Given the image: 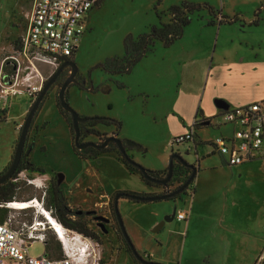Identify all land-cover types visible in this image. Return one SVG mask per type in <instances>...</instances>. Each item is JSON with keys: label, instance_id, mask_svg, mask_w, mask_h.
Returning a JSON list of instances; mask_svg holds the SVG:
<instances>
[{"label": "rangeland", "instance_id": "rangeland-1", "mask_svg": "<svg viewBox=\"0 0 264 264\" xmlns=\"http://www.w3.org/2000/svg\"><path fill=\"white\" fill-rule=\"evenodd\" d=\"M32 1L0 0V78L12 71L10 57L19 49ZM156 1L99 0L90 9L86 29L72 60L78 68L76 82L67 88L65 97L81 117L100 116L121 122L118 131L113 125L94 126L92 129L98 135L91 133V128L80 126V142L101 143L115 133L120 140L146 144L144 154L135 148L128 151L134 162L142 167V164L162 166L166 144L167 167L170 155L175 152L196 166L195 154L185 151L186 144L171 147L173 137L170 134L188 128L194 102L187 93L197 94L206 73L203 65L207 67L218 37L216 55L220 52L219 46L224 45L229 51H234L231 57L238 63L255 62L260 56L264 59V0H190L207 2L213 6V13L203 9L192 14L191 22L180 39L166 48L156 42L152 52L128 74L107 75L100 68H95L107 58L123 55L126 36L136 37L148 32L152 25L168 22L169 7L183 0H159V4H155ZM257 9L261 18L258 25L243 28V24L254 19ZM235 14L237 20L234 23L218 24L227 20L223 15L232 18ZM258 45H262V52L259 51L256 58L254 52L257 53ZM199 56L202 61L197 62ZM188 58L191 60L187 61ZM41 71L45 81L52 75L43 66ZM68 77L69 72H61L48 88L25 138L22 163L29 161L42 167L45 173L22 170L21 174L15 175V180L10 179L16 183L11 201H31L38 207H28L31 209L26 211L10 207L6 222L18 227L42 221L45 232L48 231L47 239L55 237L57 240L39 207L49 212L42 205L43 192L50 183L57 185L58 174L61 173L63 179L57 186L66 205L73 211L86 212L82 220L98 236V239H91L81 234V239L89 247L77 264H133L113 216L112 205L115 193L119 191L139 192L134 179L140 180V177L126 170L115 151L96 158L81 157L73 144L71 117L58 104L59 89ZM34 100L25 95L9 98L6 108L0 109V175L15 150L20 127ZM173 108L178 109L175 115L165 113ZM184 117L183 123L181 118ZM217 124H223L219 115L212 126L199 125L196 133L202 138L212 139ZM224 126L228 130L231 128L228 124ZM203 144L198 150L199 156L209 151V147ZM205 159L207 168H216L212 173L202 175L201 180L204 190L212 195L210 200L207 199L209 208L198 215L196 206H193L191 217L195 218L188 231L185 221L174 217L166 222V227L155 238L145 232L146 225L156 220L159 225L179 208L186 210L191 203L188 194L191 190L180 193L176 200L140 203H150L154 205L153 209L144 206L139 210L128 208L119 211V208L118 213L132 245L144 260L161 264H264V158L246 166L228 168L221 167L216 154L205 156ZM181 179L175 177L169 189L179 186ZM151 191L137 194L157 195L163 189L152 187ZM232 206L237 210L229 220L225 217L228 213L226 208ZM155 210L160 212L159 220ZM125 213L129 221L137 223V240L127 230ZM99 216L102 219H98ZM66 230L70 237H75L77 232ZM59 244L63 256L61 242ZM44 250V244L38 240L31 242L28 248L32 257L42 256ZM56 254L57 251L52 250L53 258Z\"/></svg>", "mask_w": 264, "mask_h": 264}, {"label": "built area", "instance_id": "built-area-1", "mask_svg": "<svg viewBox=\"0 0 264 264\" xmlns=\"http://www.w3.org/2000/svg\"><path fill=\"white\" fill-rule=\"evenodd\" d=\"M98 2L99 0L32 1L21 45L10 57L13 72L7 81L0 78L1 109L6 108L9 98L23 95L30 99L36 98L46 79L41 67L47 68L51 75L62 62L74 55L86 29L89 11ZM219 116L222 118V125L228 124L231 128L225 135L205 142L206 147H209L206 155L217 153L230 167L264 158V99L235 107ZM194 123L195 121L188 132L172 138V148L174 145L186 144V152H195L198 138ZM199 125L212 126L210 122ZM175 154L183 156L179 152ZM188 194L191 196V192ZM188 214L187 210H179L174 213V217L185 221ZM64 235L65 240L61 241V258H48L44 255L32 257L28 248L35 240L42 243L45 241V223L34 221L18 227H13L6 221L0 223V264H77L79 257L85 255L89 246L81 239V234L75 233V237H70L64 229Z\"/></svg>", "mask_w": 264, "mask_h": 264}, {"label": "trees", "instance_id": "trees-1", "mask_svg": "<svg viewBox=\"0 0 264 264\" xmlns=\"http://www.w3.org/2000/svg\"><path fill=\"white\" fill-rule=\"evenodd\" d=\"M159 0L156 1L155 4L158 3ZM203 9L208 10L211 14L213 13L214 9L213 6L208 4L207 2H193L190 0H183L179 4L171 5L168 9L170 14V19L166 23H160L159 25H152L150 30L148 32H144L139 34L136 37H132L131 35H128L123 40V48L124 53L122 56H114L111 58L105 59L102 63H99L95 66V68H100L104 73L107 75H122V74H128L130 73L133 68L139 63V61L145 57L148 53L152 52L153 47L156 42L160 43L163 47H169L171 46L176 40L180 39L183 36L184 29L187 25L191 22V16L195 12H200ZM264 9V5H263ZM259 9L256 10L254 14V19L251 20L248 25L249 26H257L261 18L259 17ZM223 18L227 19L225 22H219L218 24H232L237 20V15L235 14L232 18H228L227 16L223 15ZM212 25V24H209ZM21 45V42H20ZM19 45V47H20ZM73 56L69 58V61L73 60ZM11 73H6L2 76V81H7L9 78V75ZM122 84L120 83L119 86ZM59 104V102H58ZM201 116L200 112L197 111L196 116ZM85 120L83 122L79 123V131L80 126L91 128L90 132H95L96 135H98L92 129L96 125H104V126H111L113 125L116 128V131L121 127V122L115 119H110L106 117H100V116H92V117H84ZM210 122L209 119H203L201 117L200 121H195L194 128H198L199 124ZM198 124V125H196ZM73 130V129H72ZM74 134V133H73ZM117 134L114 133V137H116ZM81 136L79 137L80 140ZM126 141V140H122ZM100 144V143H97ZM135 148L136 150L142 152L143 154L146 153V148L142 145H138L136 143ZM198 144V143H197ZM200 144V143H199ZM75 147V146H74ZM76 148V147H75ZM77 151H79V154L82 158H95L101 154L104 153H110V152H116L119 160L122 161V163L125 165L126 170L130 174H137L140 179L148 186L150 187H156V188H162L163 192L161 194L157 195H165L172 193L176 189H178L182 184L187 182V185L184 187V189L181 191V194L191 190V192H194V180L196 177V173L198 171V168L194 166L193 164L186 165L184 164L180 158H173L172 163V176L170 180L165 184H159L150 181L145 177V174H147L149 177L153 179H163L164 176L167 175V169L164 170H150L142 167L140 164L134 162L132 156L128 154V151L132 148L127 147L125 149V153H122L117 149V146L115 143L111 142L105 147L100 146H93L88 145L85 148H76ZM174 153L170 155V157H173ZM197 161V158L195 160V163ZM22 170H28V171H36L40 173H45L43 171V168L37 165H33L29 162L20 163V165L17 167L15 173L10 178L11 180L15 179V175H18L19 172ZM195 170V175H192V171ZM180 177L181 183L179 186H177L175 189H169V186L171 185V182L176 177ZM7 180L6 182L0 184V223H3L6 221V216L8 212V206H6L7 203L11 202L13 191L16 188V183H14L11 180ZM42 197V205L49 210L52 217L65 229L72 230L74 232H77L79 234H82L85 237H89L91 239H98V236L96 233L92 230H90L86 223L82 220V217L86 215V212L82 213L79 211H73L65 203L64 197L62 195L61 190L57 185L49 184L44 192ZM180 194V193H179ZM173 195L169 199L176 200V197L179 195ZM116 195H119V199H125L130 202L135 203H142V202H148V201H138L132 198L133 195H139L133 191H119L115 193L114 199H113V205L112 210L113 214H115V197ZM143 196H155V194H147ZM166 199V200H169ZM156 202V201H154ZM31 208H21L18 211H26ZM116 216V214H115ZM116 223L118 225L117 217H116ZM119 226V225H118ZM119 231L123 237V234L119 228ZM53 232V231H51ZM47 233L45 232V241L44 244V256L48 258L52 257V250H56L57 254L53 255L54 259H59L62 257L61 250H60V241L58 242L55 237H50L47 239ZM53 234H55L53 232ZM56 236V235H55ZM57 238V237H56ZM124 239V237H123ZM125 245L127 252L131 255L134 263L141 264L137 258L134 255V251H136L135 248L132 247L130 243H128L125 239ZM136 253L140 256L138 251Z\"/></svg>", "mask_w": 264, "mask_h": 264}, {"label": "crops", "instance_id": "crops-1", "mask_svg": "<svg viewBox=\"0 0 264 264\" xmlns=\"http://www.w3.org/2000/svg\"><path fill=\"white\" fill-rule=\"evenodd\" d=\"M248 23L243 24L242 27L247 28V29H250L251 27L253 28V26L250 27ZM218 38L216 40L214 50L211 53L207 67L206 65L205 66L203 65V69H206V73L203 72V75L205 73V76L202 82L200 83V86H198L197 88V91H198L197 94L196 92L194 93L190 92V94H188L189 92L187 93V96L189 97V99L193 100L194 102L193 112L191 113L192 118H190V120L188 121L189 122L187 126L188 128L183 129V131H177L174 133L172 132L170 134L171 137L182 135L188 132V129L191 127L192 123L194 121H200L201 117L203 119H209L210 124L213 125V123H215V119L218 117L219 114L226 112L228 110H231L235 107L242 106V105H245L253 101L260 100V99H264V86H263L264 85V59H262V57L260 56V58L256 59L257 61L255 62L238 63L236 62V58L231 57L234 51H229V48H227L226 46L223 47L224 45L219 46L220 52H218L216 55L215 47L217 46ZM261 46L262 45H258L257 53L254 52L255 53L254 55L256 58L259 55V51L262 52ZM215 55L217 56L216 58H215ZM225 55L227 56V58ZM200 59H201V56L197 58V62L202 61ZM186 60L190 61L191 59L188 58ZM192 60L195 61V59H192ZM260 86H263V87H260ZM197 111L200 112L201 116H198V115L196 116ZM177 112H178V109L173 108L171 110H167L165 113L169 115H175V113ZM181 121L184 123L185 117L181 118ZM215 128H216L215 133H214L215 136L212 139H215L221 135H225L228 132V128L222 124L216 125ZM195 134L198 138L197 139L198 144L194 152L195 154L194 160H196L197 158L196 167L198 168V171L196 173V177L194 180L195 181L194 182V192H191V198H190L191 203L189 204V207L186 208V210L189 213L188 218L185 220V227L187 231L193 219L195 218V216L193 215L191 217V212H193L192 211L193 206H196L195 208L197 209L196 211L199 212L198 213L199 215L202 211L204 210L206 211L209 208V203L207 199L210 200L212 196L211 194L210 195L208 194V192L210 191L207 192L206 190H204V185L201 184L202 175L208 172L210 174L216 169L215 167L207 168V165L205 164V161L207 159H205V156L216 154L221 160V164H222V165L220 164L221 167L228 166L226 165L224 158L218 155L217 153H210L206 155V153L208 152L207 151V152L202 153V155L199 156L198 150L200 146H202L203 142L204 141L207 142L212 139L202 138L196 133V131H195ZM116 137L118 138V135ZM205 142L203 145H205ZM142 146L145 147L146 144H142ZM164 150H165L164 151L165 161L163 162L162 166H150L148 164H142V165L150 170L166 169L167 167L166 157L168 154L167 144L164 146ZM252 162L253 161L243 163L239 166H246V165L252 164ZM132 175H137V174H132ZM140 180L134 179V181L137 183L138 188L140 190L137 193L152 192L151 191L152 187H149L142 180L141 181ZM198 186H200V188ZM144 206L147 208H151V209L154 208V205H151L150 203L146 205H141L140 203H135V202H130V201L126 202L124 199L118 200V204H117L118 209L120 208L119 211L120 210L126 211L128 208H131L133 210H139ZM158 209L161 210V208H158ZM179 210H182V208H179ZM226 210L228 211V213L225 216L226 219L232 220L231 215L237 210V207L232 206V207L226 208ZM155 213H156L155 216H157L159 220L160 212L158 210H155ZM125 217H126L125 224H126L127 230L129 231L131 236L133 238L135 237L134 239L137 240L138 236H137L136 229H135L137 223L134 222L135 223L134 224L133 222L129 221L127 213H125ZM156 221H153L147 224L146 231H145L147 234H150V236L152 235L154 238L157 237L159 233L162 232L163 228L166 227V222H168V221H163L162 226L156 232L154 231L158 225ZM178 221H182V220H178ZM185 245H186V240H184L183 250H185Z\"/></svg>", "mask_w": 264, "mask_h": 264}, {"label": "water", "instance_id": "water-1", "mask_svg": "<svg viewBox=\"0 0 264 264\" xmlns=\"http://www.w3.org/2000/svg\"><path fill=\"white\" fill-rule=\"evenodd\" d=\"M65 66H69L70 67V74L69 77L62 83L59 92H58V102H59V106L60 108L65 111L66 113H68L71 117V123H72V129H73V133H74V137H73V144L76 148L80 149V148H85L88 145H93V146H100V147H105L107 146L109 143L113 142L116 144L117 149L119 151H121L122 153H125V149L127 147L133 148L135 147V144L133 141L130 140H126V141H122L120 139H118L117 137L114 136H109L107 137L104 141H102L100 144H97L96 142H80L79 137H80V131H79V123L83 122L85 120L84 117H81L80 115H78L73 109L72 107L68 104L66 97H65V92L67 90V88L69 87L70 84H72L73 82H75V75L78 72V68L76 66V64L73 61H67L64 62L63 64H61L56 70L55 72L51 75V77L49 79H47L43 86L42 89L40 90V92L38 93V95L36 96L35 100L33 101V104L31 105L24 123L22 124V126L20 127V134H19V138L17 141V145L15 147V151L13 154V159L11 162V165L9 166L8 170L0 175V184L6 182L7 180H9L14 171L16 170L18 163L20 161L21 158V154L23 152V146H24V141L29 129V126L31 124L32 118L35 115L39 104L41 103L46 91L48 90V88L53 84V82L55 81V79L58 77V75L60 74L61 70L65 67ZM173 158H180V160L189 166V163H187L179 154H175L173 155V157H169L168 160V169H167V175L163 178V179H153L151 177H149L147 174H145V177L147 179H149L152 182L155 183H159L162 185H165L171 178L172 176V163H173ZM195 175V170L192 171V175ZM63 179V175L61 173L58 174V183L61 182V180ZM187 185V182L182 184L178 189H176L175 191H173L172 193L169 194H165V195H155V196H143V195H133L132 198L138 201H148V202H154V201H162V200H166L169 199L170 197H172L173 195H177L179 193H181V191L184 189V187ZM118 197L119 195H116L115 197V214L117 217V221H118V225L119 228L123 234L124 239L130 243V239L128 237V235L126 234V231L124 229L123 223H122V219L120 218V215L118 213ZM98 219H102L101 216L97 217ZM174 218V214L172 216H166L164 221H171ZM163 222H161L159 225H157L156 229L154 231H158L160 229V227L162 226ZM132 247L134 248V246L132 245ZM134 255L137 258V260L141 263V264H161L158 263L156 261H147L144 260L141 256H139L136 251H134Z\"/></svg>", "mask_w": 264, "mask_h": 264}, {"label": "bare ground", "instance_id": "bare-ground-1", "mask_svg": "<svg viewBox=\"0 0 264 264\" xmlns=\"http://www.w3.org/2000/svg\"><path fill=\"white\" fill-rule=\"evenodd\" d=\"M29 201H11L9 202L10 204L8 207L14 208V209H20L21 207L23 208H28V207H38V205L33 204V202ZM40 214L44 216L45 220H49L48 224H50L51 229L57 235V239L61 242L65 240V235H64V227H62L58 222H56L51 216L50 212H47L44 208H40Z\"/></svg>", "mask_w": 264, "mask_h": 264}, {"label": "flooded vegetation", "instance_id": "flooded-vegetation-1", "mask_svg": "<svg viewBox=\"0 0 264 264\" xmlns=\"http://www.w3.org/2000/svg\"><path fill=\"white\" fill-rule=\"evenodd\" d=\"M67 61H69V59H67V60L64 61V62H67ZM64 62H62L61 64H63ZM61 64H60V65H61ZM60 65H59V66H60ZM59 66H58V67H59ZM58 67H57V68H58ZM55 70H56V69H55ZM54 72H55V71H54ZM54 72H53V73H54ZM61 72H65V73H68V72H69V74H70V67H69V66H65V67L61 70ZM61 72H60V73H61ZM53 73H52V74H53ZM58 76H59V75H58ZM76 76H77V73H76V75H75V82H76ZM55 80H56V79H55ZM75 82H73V83H75ZM53 83H54V82H53ZM73 83H72V84H73ZM70 85H71V84H70ZM70 85H69V86H70ZM0 109H1V108H0ZM33 117H34V116H33ZM29 127H30V126H29ZM87 142H93V141H87ZM16 145H17V144H16ZM24 146H25V141H24ZM24 146H23V149H24ZM14 151H15V150H14ZM29 153H30V151H29ZM13 154H14V152H13ZM13 154H12V156H11V158H10L8 164L5 165V169H4V171H2L1 175L4 174V173L8 170L9 166L11 165V162H12V159H13ZM23 156H24V153L22 152V154H21V158H20V161H19V163H18V166L20 165V163L23 162V160H24ZM95 158H96V157H95ZM25 162H29V161H25ZM29 163H31V162H29ZM32 164H33V163H32ZM33 165H35V164H33ZM18 166H17V167H18ZM16 169H17V168H16ZM15 171H16V170H15ZM15 171H14V173H15ZM14 173H13V174H14ZM57 185H59L58 182H57ZM113 216H114L115 221H116V216H115V214H113ZM118 227H119V226H118Z\"/></svg>", "mask_w": 264, "mask_h": 264}]
</instances>
